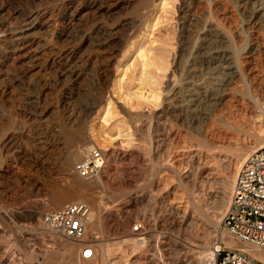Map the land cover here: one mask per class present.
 I'll use <instances>...</instances> for the list:
<instances>
[{
  "label": "rangeland",
  "instance_id": "374dc122",
  "mask_svg": "<svg viewBox=\"0 0 264 264\" xmlns=\"http://www.w3.org/2000/svg\"><path fill=\"white\" fill-rule=\"evenodd\" d=\"M68 1L71 9L82 3L80 6L83 8V16H80L79 22L81 24L93 21L112 22L115 18L132 14V8L126 3L123 4L127 0H118V9L113 10L105 7V0H0V6L13 12L11 18L0 14V23H10L14 26L24 19L22 14L30 8H51ZM108 1L114 4L117 0ZM165 3V7L157 4L154 6L152 14L147 18L145 30H141L143 37L138 45L152 55L153 60H157H154L155 64L148 68V72L142 74L139 60L136 61L134 53L137 45H134L124 56L117 53L108 72L113 81L118 78L116 75L121 74L120 88L117 90L115 86V96L117 99L118 96L127 97L125 102L119 98V104L145 115L142 121L137 122L139 128L136 133L132 134L127 129L117 105H114L108 121L103 119L105 74L99 78L96 73L94 55L89 52L90 46L74 38H70V41L65 39L63 42L74 47L70 58L71 65L84 62L89 65V74L82 84L80 98L71 99L65 112L76 116L79 113V103L88 102L100 94L104 95L102 108L99 107L100 110L97 111L99 115L94 112L92 115L95 116L88 118L86 130L87 135L95 139L97 144L94 146L102 148L107 159L104 169L97 176L101 182L98 189L101 206L98 212L101 236L98 238L101 239L96 238L98 234H92L87 228L85 238L92 243L98 239L104 245L105 264H145L144 258L149 261L146 264L184 262L189 257L190 250H196L193 245L199 237L204 241L199 250L208 252L207 257L219 241L226 245L222 236L231 237L221 228L223 216L217 224L211 223L209 218L223 209L224 215L233 184L230 156L236 148L250 143L253 135L261 129L256 115L260 112L264 118L260 107H250L248 96L256 94L259 101L264 102V29L237 33L242 14L229 0H166ZM207 12V19L217 23L227 32L230 45L239 51L238 53L243 46L254 44L249 57L239 54L240 60L246 64L242 79L240 82L231 81L223 92L227 94L224 99L208 109L202 118L198 117L199 120L195 119L191 123L188 121V125L179 111L171 112L167 118L157 117L156 113L162 109L165 91L167 92L179 78L180 67L177 61L183 62V59L190 57V48L182 50L180 45L191 38L189 30L197 24L201 16L205 17L204 13L207 16ZM59 27V21L55 22L52 30ZM52 30L41 32L37 43L26 48L27 55L31 54L38 44L49 41L52 38ZM125 33V28L117 31L116 38L125 36ZM6 45L0 42V62L3 60V53L9 50ZM31 61L32 57L23 61L7 60L11 65L14 63L17 71L28 69ZM132 61L135 67H128L125 73L127 75L123 77L126 65ZM30 75L26 74L14 87L11 102L8 101V105L0 111V190L7 196L21 194L20 200L10 204L8 210L0 207V216L4 220L0 221V264H36V258L41 254L55 250L56 237L63 238L70 244L76 242L49 231L40 234L37 230L42 214L58 210L47 208L50 193L41 187V181L56 178L57 183L67 185L61 174L56 173L54 169L51 171L52 164L48 163L59 155V147L61 142L65 141L67 131L64 132V128L60 126L62 117L39 114L43 104H50L55 100L58 95L57 88L52 81L41 79L37 85V79ZM143 77L145 81L141 82ZM40 86L43 87V92L38 94ZM147 88H152L159 96L144 101L132 95L137 89L145 91ZM234 90L237 92L233 97L230 91ZM238 90L245 91V96L238 93ZM261 95L263 98H260ZM28 109L33 112H28ZM28 152L31 156H37L38 163L32 164L27 160ZM15 177L21 178L19 183L28 186L24 185V190H14ZM196 203L201 206L199 210L205 217H199ZM29 207L36 208L41 215L33 218L17 216V212L30 210ZM137 221L146 227L144 238L138 237V233H133L132 226ZM133 239L139 241L136 248H130L129 244ZM125 241L127 242L124 243ZM206 256L204 258H207Z\"/></svg>",
  "mask_w": 264,
  "mask_h": 264
},
{
  "label": "bare ground",
  "instance_id": "6f19581e",
  "mask_svg": "<svg viewBox=\"0 0 264 264\" xmlns=\"http://www.w3.org/2000/svg\"><path fill=\"white\" fill-rule=\"evenodd\" d=\"M229 1L232 2L236 9L242 14L241 25L237 28V33H241L242 31L244 32L245 30L257 32V30L264 29V0ZM165 2L166 0L124 1L123 4L126 3L128 7L132 8L130 9L132 10L130 11L132 14L127 17L124 16L122 18H115L112 22L105 21V23L102 21H93V23L86 24L79 23L81 20L80 16L83 14H81L83 8L80 6L82 3H78V5H75L71 9V6H69L70 1L66 4H56L51 8H47V6L30 8L22 14V18L24 19L21 22L16 23L14 26H11L10 23V25L4 22L0 23V32H2L0 35V42H4L9 47V50L3 53V60L1 59L2 61L0 62V111L8 105V101L11 102L10 99L14 93V87L21 82L26 74L30 73L31 77L33 75L38 81L37 85L39 84L40 79L46 80V82L52 81V84L58 90V95L52 103L43 104V106L39 109V114L62 117V120H60V126L64 128V132L67 131L65 141H62L60 144L59 155L48 163L52 164L51 171L54 169L56 173L61 174L62 179L65 183H67V185L65 186L64 184V186H62L61 183H57L55 180L56 178H52L51 180L48 178V181H43L44 183L41 181V187L50 193V200L47 205V208L49 209H59L65 204L75 201L87 202L91 206L92 217L87 223L86 228L92 234H98L96 235V238L101 236V224L98 218V212H100L99 210L101 209L99 204L100 197L98 196V189L101 186V182L97 177L98 175L90 180L79 177L74 172L73 167L75 162L81 158V152L84 148H90L97 144L95 139L86 133L87 121L88 118H91V116H95L92 114L94 112V114H96L97 111L100 110L98 109L99 107L102 108L101 104L103 103L104 95L100 94L88 102L85 101V103H79V113L78 115L75 114L76 116H71L69 111L68 113L70 114L65 112L67 104H69L71 99L80 98L79 96L81 95L82 84H84V81L89 74V65H87L88 63L84 64L86 62L83 64L71 65L70 58L74 52V47L70 46V43L64 44L63 42H65V39H69L70 41V38H74L78 39L82 43L86 42V44L90 46L91 51L89 50V52L94 55L93 63L95 64L96 73L99 78L105 74V108L103 105V119L107 122L109 116L113 113L114 105H117L119 109L118 112L124 117L127 129H129L132 134L133 132L136 133L139 128V126H137V122L142 121L145 115L143 113L130 110L124 104H119V98L125 102L127 97V95L124 96L125 98L118 96L117 99V96H115V94H117L115 86L117 90L120 88V82L122 80L121 74L116 75V78H118L113 81L108 75V72L114 64L113 60H115L117 53H122V56H124L130 52V48H133L134 45H137L134 53H136V61L139 60L142 68V74L148 72V68L155 64V58L153 60V56L146 53L138 45L143 37H141V30L144 29L147 18L152 14L154 6L156 7L157 4L165 7L167 6ZM105 3L103 4L105 7L107 6L109 10L116 9L118 6V0L115 1L114 4L109 3V1L107 2V0H105ZM98 6H100V4ZM5 9L6 8L4 6H0V14L4 15L5 18H11L13 12H9ZM204 15L205 17L201 16L202 18L200 17V19L197 20V24H194V27L189 30L192 35L191 38L183 41L180 45L182 50L190 48V57L189 59L187 58V60L183 59V62H179V60L177 61L178 66L180 67L179 78L175 83H173L167 92L165 91L162 109L156 113L157 117L167 118L171 112L179 111L178 113L185 118L188 125V121L191 123L195 119L199 120L197 119L198 117H201L208 109L224 99L227 94L223 92L225 87L231 81L235 80L240 82L242 79L243 68L246 67V64L240 60L241 56H239V54H242L243 57L246 58L249 57L254 44L243 46L241 48V52L238 53L239 51L230 45V37L227 32L217 23L207 19L209 16L208 12L207 16L206 13H204ZM58 21L60 27L52 30L55 22L58 23ZM123 28L126 29L125 36L117 39L115 34ZM48 29L49 31L50 29L53 31L51 33L52 38H49V41L38 44L39 46L37 45V48L31 54L27 55L28 51L26 48L31 47L36 40L39 39V34L47 31ZM77 42L78 41H76V43ZM119 47L121 48L119 49ZM27 57H32V63L26 70L17 71L15 70V65H13L14 63L11 65L10 62H7L8 59L23 61ZM57 63L61 66L56 65ZM94 64H91V66ZM128 67H135L134 62L132 61L131 64L126 65L124 74L122 73L123 77L127 75L125 73ZM142 81H145V77L142 78L141 82ZM243 90H238V93H242L245 96V91L243 92ZM41 92H43V87L40 86L38 94ZM236 92L237 90L232 92L230 91V94H233L234 97ZM132 95L144 101H148L149 99H154L159 96V94L152 88L145 91L137 89ZM248 96L250 107L253 109L260 107V104L263 103L259 101L256 94H248ZM260 98H263V95H261ZM28 110V112H33V110ZM97 114L99 115V113ZM256 116L257 121L260 122L261 129L258 133L253 135L250 143L236 148L230 156L229 165L232 166V170H230L233 172L232 183H234L236 173L244 164L247 155L254 149L264 146V118L261 117L260 112ZM27 160L30 161V163H38L39 159L36 155L31 156L28 152ZM20 179L17 177L14 178V190H24V187L28 186V184H24V186L19 183ZM31 180L34 182L33 179ZM31 180L29 181L31 182ZM33 182H31V184ZM231 186L233 187V184H231ZM19 194L14 193L7 196L3 190H0V207L5 211L8 210L10 204H15L20 200L21 194ZM198 204L199 203L195 204V208L200 217L204 214L200 212L201 210L199 209H201V206ZM223 211L224 209L213 213L209 218L211 223L213 222L217 224L223 216ZM37 215H41V212L33 207L25 212H17V216L25 218H33ZM0 221L4 222L2 216H0ZM98 239L92 245L95 256L97 255V258H94L93 260H79L78 249L80 244L78 242L70 244L63 240V238L61 239L56 237L55 241H57V247H55V250L52 249L41 254L36 258V264H105V247ZM222 239L225 240L226 246L248 249L252 255L264 260V250L259 251L255 248L249 249L246 245L240 244L231 238L222 236ZM126 242L127 241L124 243ZM138 242L139 241L137 239H133L132 243L129 244L130 248L132 246H138ZM203 242L204 241H202L201 237L197 238L195 240V244L193 245L196 250L189 247V249H191L190 255H188L189 257L186 261H179L177 264H200L203 261L204 256L208 255V252L203 253L199 250L203 247ZM122 245L125 246L124 244ZM187 252L189 253V250H187ZM182 258L181 260H185V258Z\"/></svg>",
  "mask_w": 264,
  "mask_h": 264
},
{
  "label": "built area",
  "instance_id": "2783aa9c",
  "mask_svg": "<svg viewBox=\"0 0 264 264\" xmlns=\"http://www.w3.org/2000/svg\"><path fill=\"white\" fill-rule=\"evenodd\" d=\"M260 110L264 112V102L260 104ZM106 161L105 152L99 146L84 148L73 170L83 179H92L101 173ZM91 217V206L85 201H75L42 214L37 230L40 234L49 231L78 242L79 260H93V243L85 238L86 225ZM221 228L247 248L264 250V146L250 152L236 173ZM132 230L138 233V237L144 238L147 233L139 221ZM143 262L149 261L144 258ZM201 264H264V260L252 255L248 249L228 247L219 241Z\"/></svg>",
  "mask_w": 264,
  "mask_h": 264
}]
</instances>
